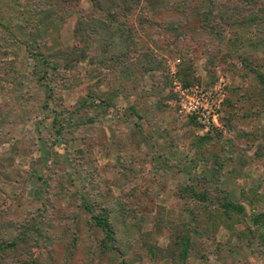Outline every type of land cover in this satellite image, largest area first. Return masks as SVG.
<instances>
[{
  "label": "rangeland",
  "instance_id": "rangeland-1",
  "mask_svg": "<svg viewBox=\"0 0 264 264\" xmlns=\"http://www.w3.org/2000/svg\"><path fill=\"white\" fill-rule=\"evenodd\" d=\"M18 1L28 4L36 0ZM248 1L251 7L243 5L242 0H218L220 5L229 3L232 11L238 9L246 17L251 15L254 4L264 29V0ZM60 7V20L55 16L54 21L45 23L38 31L18 22L12 3L3 7L4 19L11 23V29L8 34L0 27L2 237L17 235L26 218L44 212L43 202L48 200L46 222L54 228L48 230L50 236L42 242L47 250L41 255L44 257L50 252L53 264H122V261L172 264L166 256L161 260L151 259L142 236L146 235L148 249L152 251L165 250L169 238L161 226L155 227L152 220L140 218H153L155 222L163 207L165 218L177 223L180 216L190 215L189 205L178 202L175 192L179 184L187 186L192 182L188 173L178 166L182 169L189 166L188 158L193 153L190 146L197 130L181 112L180 96L172 84V78L180 68L188 66V74L194 76L189 88H217L237 106L234 111L228 109L220 114L218 129L225 138L233 135L232 131L225 132L228 126L234 127L235 132L248 134L247 138L237 141V145L243 150L239 154L249 161L240 166L236 175L232 165L237 164L226 161L216 184L230 202L244 207V211L235 217L246 221L247 232L241 237H230L227 230L218 228L207 242L204 258L200 260L201 255L190 253L186 264H264V223L250 224L259 213L264 221V92L262 98L254 95L258 79L241 62V56L247 58L251 68L258 66L257 70L264 76V44H256L261 39L257 27L239 30L244 37L234 45L230 41L234 38L233 32H228L227 36H207L199 29L196 17L186 19L181 13L161 11L154 17L156 21L177 23L175 31L154 38L161 44L177 41L174 54L170 51L162 53L161 70L111 74L99 64L84 59L72 72L62 71L44 77V82L51 83L54 94L50 105L44 108L45 87L32 73L34 61L29 52L40 50L47 55L50 51H59L65 57L62 64L73 60L70 52L77 43L72 33L75 20L81 12L90 9V0H73L69 8L63 3ZM138 17L136 14L128 21L135 29L138 28ZM153 31L151 27L147 29L156 35ZM176 33L180 35L178 40ZM10 38L31 46L26 49L17 43L18 40L11 42ZM142 40L146 47L152 48L147 39ZM92 47L96 51L99 49L96 37H93ZM239 96L243 99L239 100ZM76 108H79L78 113L64 115L65 119L72 117V128L56 138L53 115L73 112ZM77 119H85V123L73 130ZM164 162L170 167L167 168ZM213 163V157L208 164L200 162L195 176L202 174L204 167H212ZM92 173L94 181L90 176ZM239 173L242 182L237 184ZM196 186L199 188L200 183ZM37 189L43 194L40 199L34 195ZM209 191L205 206L212 211L220 201L211 188ZM97 195L107 203L129 198L125 209H136V213L133 211L130 215L124 210L122 216L117 215L118 222L112 221L120 248L117 251L101 249L104 233L89 222V217L98 212ZM137 213L143 214L137 217L140 221L137 218L132 221ZM135 223L136 228L133 227ZM249 234L257 236L258 243L254 244L252 236L253 244L248 245ZM70 251L72 254L66 259L65 254Z\"/></svg>",
  "mask_w": 264,
  "mask_h": 264
},
{
  "label": "trees",
  "instance_id": "trees-1",
  "mask_svg": "<svg viewBox=\"0 0 264 264\" xmlns=\"http://www.w3.org/2000/svg\"><path fill=\"white\" fill-rule=\"evenodd\" d=\"M9 2L15 6V12L17 13L15 17L18 22L26 28L38 31L42 26H45V23L54 21L55 16L59 19L58 10L61 8L60 5L62 3L67 4V8H69L73 0H36L28 4H21L18 0H1L0 27L8 34V29H11V23H6L3 7ZM248 2V0H242L243 5L251 7V4ZM252 7V10H250L251 15L246 17L238 9L232 11L229 3L220 5L218 0H90V9L87 12H81L75 20L72 33L78 44L75 43L72 47L73 50L70 52L73 60L62 64L61 61H65V57L59 51H50L47 55L40 50H37L35 53L29 52L34 61L32 73L38 77L39 84L45 87L46 99L43 107L47 108L54 96L51 83L44 82V77L48 74L55 76L62 73V71L72 72V70H75L76 65L80 64L84 59L94 62L95 65L99 64L102 68L109 70L111 74H115L116 72L118 74H134L136 70L143 72L161 70L164 60L162 53L170 51L174 54V50H176L174 48H177V41L175 40L169 44H161L154 40L155 37L161 36L162 33L166 34L168 31H175L177 27L176 22L166 21L165 24H161L154 19L155 16L164 10L181 13V16L186 19L196 17L199 29L207 36H227L228 32H233L234 38L230 41L234 45L239 44L244 37L240 32L241 30L247 31L256 26L257 32L261 35V39L256 44L257 46L264 44L263 24L258 20L259 17L254 11V4ZM257 10L259 11L260 7ZM136 14L139 17L136 21L138 28L135 29L128 21ZM150 27L156 35L147 32V29ZM93 37H96L99 42V49L97 51L92 47ZM179 37L180 35L176 33V40ZM143 38L152 44V48L146 47L143 44L145 41L142 40ZM10 39L11 42L18 40L16 38ZM19 40L17 43L24 45L26 49H28V46H31L29 43ZM1 41L2 38H0ZM6 41H9V38ZM241 62L258 79V83L255 84V89L257 90H254V95L262 98L264 76L257 70L258 66L254 67V69L251 68L247 58L241 56ZM175 78L178 79L183 88H189L188 86L193 85L192 79L194 76L190 77L188 74V66L181 67ZM245 80H247V76ZM199 89L203 91L213 90L201 87ZM88 98L92 99L91 96ZM240 99L242 100L243 97L239 96ZM236 107L232 101L224 97L219 106V113L229 110L234 111ZM78 111L79 108H76L73 112L65 111L64 113H55L53 115L52 124L56 126L54 127L53 134L57 136L56 138L62 136L64 132L67 133L72 128L70 126L72 117L69 116L65 119L64 115L76 114ZM187 118L190 123L195 125L194 129L197 130V136L190 146L193 153L188 158L189 166L184 169L178 166V169L187 172L192 182L187 186L179 184L175 195L178 198V202L183 203L182 205L185 203L189 205V209H187L190 214L189 217L182 215L177 223L171 218H165V209L163 207L160 208L161 211L156 217L155 222L153 218H140L139 215H143L141 213H137L138 216L135 214L132 218V221L136 220L137 217L143 221L152 220L155 227L161 226L160 229L164 230L169 238L168 246L165 250L160 248L154 251L149 250L146 235L142 236V241L146 245L145 248L151 259L161 260L166 256L171 259L172 264H186L190 253L197 256L201 255L200 260L204 258V255L208 251L207 242L211 241L210 239L220 227L227 230L230 233V237H241L245 235L248 229V227L244 226L246 221L235 217L244 211V207L230 202L227 199V194L216 186L218 180H220L219 177L223 174L226 161L237 164L236 166L231 164L235 175L238 171L240 172V166H245L246 161H249L244 160L239 154L243 150L237 145V141L240 142L243 138H247L248 134H240L233 131L234 127L228 126L225 127V132L232 131L233 135L225 138L224 133L218 127L212 125L205 130L197 117L188 116ZM84 121L77 119L73 124L75 125L73 126V130H76L74 128ZM224 121L222 120L223 123ZM220 123L221 117L219 118ZM217 146L219 147L218 150H216ZM212 148H215L214 151H211ZM211 157L214 158L212 167H204L202 169L203 173L195 176V170L198 169L199 163L208 164ZM164 164L166 165V162ZM166 167L169 168L170 165H166ZM90 176L94 181V173L90 174ZM236 180L237 184L242 182L240 173L236 176ZM197 183H200L199 188L196 186ZM92 187L95 188L96 186L93 185ZM209 188L212 189V192L220 201V205L212 211H209L205 206L208 193L210 192ZM39 189L34 191L37 199L43 196L42 191ZM242 194L244 195V192ZM49 198L46 197V199ZM128 200L129 198L125 197L124 199H117L116 202L107 203L104 202L105 200L102 196H96L98 212L89 217V222L104 233V238L100 243L103 251H117L120 249L116 238L117 233L112 221L118 222L117 215L120 214L122 216L124 210H126L128 215L136 213L135 208L128 207V209H125ZM48 205L49 202L46 200L43 202L42 211L44 212L42 214L26 218L24 223L19 226V233L17 235L10 236L5 234L7 238H3L0 234V264H53L54 260L50 252H47L44 257L41 255L42 251L47 250L46 245H43L42 242L47 237L49 238L50 233H48V230L54 228L52 224L46 222L48 219L46 218L45 211L48 210ZM83 207L87 208L86 204H83ZM261 215L260 213L259 215H254L250 224L264 223V221H261ZM139 218L137 219L140 221ZM121 222H124V219ZM137 224L135 223L133 227L136 228ZM138 229L140 230V228ZM1 232H3L2 226H0ZM250 235L248 236L250 238L248 245L252 243L251 238L253 235ZM256 237L253 236L252 238L254 244L258 243ZM61 238L62 236L60 235ZM258 238H261V236H258ZM71 254L72 251L66 253L65 258L69 259ZM122 264H128V262L122 261Z\"/></svg>",
  "mask_w": 264,
  "mask_h": 264
},
{
  "label": "built area",
  "instance_id": "built-area-1",
  "mask_svg": "<svg viewBox=\"0 0 264 264\" xmlns=\"http://www.w3.org/2000/svg\"><path fill=\"white\" fill-rule=\"evenodd\" d=\"M175 92L180 96L181 112L185 116H195L207 130L210 126L220 127L219 125V106L223 99V94L217 88L212 91H203L197 87L183 88L179 82L172 78Z\"/></svg>",
  "mask_w": 264,
  "mask_h": 264
}]
</instances>
